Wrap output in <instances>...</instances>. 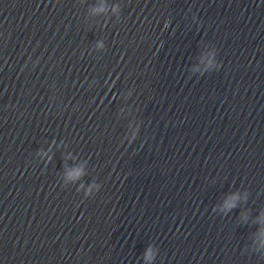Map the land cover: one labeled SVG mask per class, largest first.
<instances>
[{
    "label": "clouds",
    "instance_id": "obj_1",
    "mask_svg": "<svg viewBox=\"0 0 264 264\" xmlns=\"http://www.w3.org/2000/svg\"><path fill=\"white\" fill-rule=\"evenodd\" d=\"M105 10L106 9H105V7L102 4L100 7L93 9V12L94 13H99V12H103ZM113 11L114 12H118L119 11V6L118 5L114 6L113 7ZM97 47H103L102 43H98ZM214 62H215V58H214V55H213L212 58H210L208 60V66L211 67L214 64ZM205 70L207 71L208 69L206 68ZM44 155H46V153H44ZM84 174L85 173H84L83 166H79V167H76L74 169L68 170L67 173H66V178L69 181H75V180L80 179ZM81 187L83 188L84 186L81 185ZM100 187H101V185H99L97 183L90 184L88 186V188L86 189V191H85V195L86 196L91 195L92 192H93V189H95L98 192L100 190ZM238 199H239L238 194H234V195L230 196L228 199H226L224 201L223 209L227 210V211H231L233 208L236 207V201ZM261 249H264V233H261V240H260L259 247L257 248V251H260ZM143 258L146 261V264H147V262H151L152 260H154L155 257H154V253H153V248L151 246H149L145 250Z\"/></svg>",
    "mask_w": 264,
    "mask_h": 264
}]
</instances>
